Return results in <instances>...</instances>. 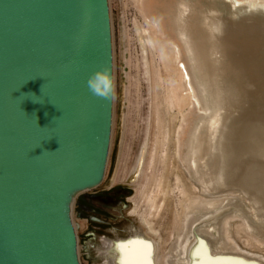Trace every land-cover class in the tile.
<instances>
[{"label": "bare ground", "instance_id": "bare-ground-1", "mask_svg": "<svg viewBox=\"0 0 264 264\" xmlns=\"http://www.w3.org/2000/svg\"><path fill=\"white\" fill-rule=\"evenodd\" d=\"M137 4L147 19V29L141 32L148 36L145 44L154 56L151 78L158 99L147 169V177L156 179V192L148 201L157 212L155 199L166 196L173 220L177 215L168 195L175 191L182 197L176 199L180 207L186 202L193 204L188 210L201 207L198 214L185 212L180 221L176 264H264L244 255L216 257L236 248L220 241L227 248L221 250L209 232H219L225 225L230 233L236 218L246 232L264 235V0H179L174 12L168 0ZM189 114L182 147L173 152L169 132L159 135L156 128L178 115L181 126ZM188 176L191 189L198 188L204 196L188 194L184 180ZM242 199L253 212L240 208ZM203 208L208 211L202 213ZM198 235L206 243L197 240ZM148 247L136 239L105 247L104 264H150Z\"/></svg>", "mask_w": 264, "mask_h": 264}, {"label": "water", "instance_id": "water-1", "mask_svg": "<svg viewBox=\"0 0 264 264\" xmlns=\"http://www.w3.org/2000/svg\"><path fill=\"white\" fill-rule=\"evenodd\" d=\"M113 98L108 0H0V264H81L73 203L105 175Z\"/></svg>", "mask_w": 264, "mask_h": 264}, {"label": "rangeland", "instance_id": "rangeland-1", "mask_svg": "<svg viewBox=\"0 0 264 264\" xmlns=\"http://www.w3.org/2000/svg\"><path fill=\"white\" fill-rule=\"evenodd\" d=\"M168 1L171 2L172 11L174 12L178 5L176 3H179V0ZM225 3L228 4L227 12L229 13V2ZM108 5L113 47L114 98L111 143L103 185L128 184L132 188L133 207L135 209L143 197L153 200L152 196L156 192V179L147 177L148 170H150L148 168L149 151L152 148L150 145V132H152L151 130L154 126V109L157 108L156 104L158 103V99L156 100L154 95L156 89L154 90L151 78L153 68L156 69V66L155 62H152L154 56L150 48L145 44L148 36L141 32L147 29V22H145L147 19L140 13L137 0H108ZM151 19L152 16L149 13L148 20ZM165 39L171 42L168 35L165 36ZM166 40L163 42L166 43ZM167 75H169V72H167ZM161 94H158V96L161 97ZM160 107L161 111H164V106L160 105ZM199 113H197L199 115L197 120L202 116ZM163 114L166 115L164 112ZM178 116L179 118L175 119V121L168 118L165 119L161 125L162 128H156L159 131V135L161 132L163 133V130L169 132L168 138L171 142H174L169 145L173 152L181 149V137H184L192 117L189 114L186 122L181 125L180 140L176 144V131L180 126L181 120L180 115ZM149 127L151 128L149 129ZM184 178L189 194L198 193V188L191 189L192 181L190 177L188 176V179ZM150 189L151 192L149 191ZM173 196H178V193L176 191L173 192ZM151 200L148 201L147 205L149 207L147 208L151 207V203H153ZM189 204L192 203L186 202L183 207L176 206L175 215L177 217H175L172 229H176L178 236H180V221L185 212L190 211L189 215L200 213L198 209H201V207L197 208V205L196 209L188 210ZM239 206L247 214L248 212H253L248 200L242 199ZM206 211L208 210L203 208L202 213ZM232 213L229 214L232 215ZM234 220L232 226L229 227L230 233H226L225 225H222L223 228H220L222 230H219V232L209 231L213 234L212 239H217L216 246L222 250L227 248L219 245L220 241L227 244L231 243V246L236 249L228 248L227 254L249 256L264 263V235H252L242 229L241 222H238L240 220H236V218ZM73 221L77 227V234L81 238L83 221L77 219L74 214ZM148 235L152 238V234L148 233ZM228 235H230V239H228ZM204 236L207 235L205 234ZM80 262L81 264H87L83 254L82 256L80 254Z\"/></svg>", "mask_w": 264, "mask_h": 264}, {"label": "flooded vegetation", "instance_id": "flooded-vegetation-1", "mask_svg": "<svg viewBox=\"0 0 264 264\" xmlns=\"http://www.w3.org/2000/svg\"><path fill=\"white\" fill-rule=\"evenodd\" d=\"M103 182L104 177L100 184L78 193L74 199L73 214L77 219L83 221L81 238L77 234L79 260L80 254L81 256L83 254L87 264H104L105 247L129 244L131 240L136 239L147 247L149 246L147 243L150 244L151 248L148 247V254L151 251L149 254L151 255L149 256L150 264H176L179 258L176 248L177 238H181V235L178 236L176 229H172L175 217L173 220L172 213L166 206L169 204L166 196L163 197V200L162 196L155 199V206L159 207L157 212L151 207L147 208L149 207L147 205L148 198L144 197L140 200L138 207L134 209L132 188L128 184L104 186ZM199 192L202 196L205 195V193ZM168 196L175 205L173 214L175 216L176 206H179V201L176 199L179 197L182 200V197L179 194L176 197ZM227 213L230 211L228 210ZM76 232H78L77 227ZM148 233L152 234V238ZM196 239L204 243L207 241L199 235L196 236ZM216 257L231 256L217 254Z\"/></svg>", "mask_w": 264, "mask_h": 264}, {"label": "clouds", "instance_id": "clouds-1", "mask_svg": "<svg viewBox=\"0 0 264 264\" xmlns=\"http://www.w3.org/2000/svg\"><path fill=\"white\" fill-rule=\"evenodd\" d=\"M101 84L104 85L103 90ZM109 85L110 80L107 70L98 71L88 79L89 90L98 97L107 98L109 96Z\"/></svg>", "mask_w": 264, "mask_h": 264}]
</instances>
